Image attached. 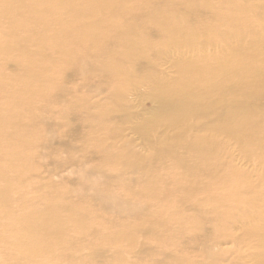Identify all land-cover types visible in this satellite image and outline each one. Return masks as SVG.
<instances>
[{"label": "rangeland", "instance_id": "obj_1", "mask_svg": "<svg viewBox=\"0 0 264 264\" xmlns=\"http://www.w3.org/2000/svg\"><path fill=\"white\" fill-rule=\"evenodd\" d=\"M57 1L25 0L16 8L14 0H0V75L10 83L20 84L33 66L34 47L38 44V52L41 54L40 49L47 48L52 60L40 62L50 72L47 78L38 79L33 90L48 94L50 90L45 88L55 77L59 81L66 78L67 82L64 98L53 102L64 110L62 115H55L56 110L48 99L50 112L42 120L26 119L27 127L37 134L24 151L30 159L25 180L28 190L20 196L14 193L8 204L0 203V215L4 216V208H10L12 222L19 220L16 211L29 207L36 214L38 224L51 234L45 240L44 233H39L43 236L41 244L48 248L34 261L43 264L255 263L253 256L262 251L243 226L252 210H258L264 217V198L255 201L257 180L263 182L260 194L264 195V151L249 147L248 138L242 143L228 134H217L215 128L227 127L231 118L210 122L208 116L213 110L205 108V100L207 85L210 87L215 79L224 85L227 72H230L227 82L236 79L237 89L249 91L251 85L254 96L248 103L249 109L263 129L260 137L263 136L264 147V77L260 72L264 67L259 57L252 51L243 52L245 58L252 55V61L257 62L253 66L258 70L253 72L246 61L242 82L234 75L233 57L227 61L232 62L228 71L219 70L225 62L218 49L225 43L230 26L229 22L224 25L219 21L220 12L213 7V0H123L121 4L120 0L105 3L95 0L92 5L89 0H62L65 7L73 10L67 13L58 11ZM242 1L245 0L238 3ZM34 5L37 9L32 8ZM81 6L89 10L84 24L91 23L94 27H100L97 21L106 20L110 29L113 28V18L109 15L112 8L116 7V19L126 16V12L132 13L125 22L133 28L140 27L138 38L145 57L142 67L152 70L149 68L152 63L169 89L155 90L145 78L128 74H119L118 83L101 77L98 69L87 66L95 51L85 44L80 57L58 64L61 52L74 46L75 40L81 45L71 28L72 20L81 19L77 13ZM27 15L31 19H26ZM154 20L165 22L173 34L156 28ZM7 22L10 26L5 25ZM7 31L29 39L15 44L5 35ZM242 34L248 35L246 29ZM56 35L60 41H56ZM111 35L114 41L121 42L116 31ZM101 43L104 45L103 40ZM147 45L152 49L147 50ZM188 46L193 50L203 47L210 57L202 73V83H195L192 74L189 84L183 86L187 82L183 53ZM155 51L163 55L153 57ZM110 55L117 57L123 53L110 51ZM92 61L98 63L95 58ZM176 89L181 92L174 98L172 92ZM71 113L76 116L67 119ZM182 137L185 138L177 146L183 151L191 148L190 144L207 142L210 146L207 152L199 148L192 150L199 168L188 174L186 169L190 165L177 167L170 161L163 164L159 160L160 153L175 147L174 140ZM154 180L156 183H152ZM65 184V194L55 192ZM0 190L6 191L2 183ZM48 192L60 197L57 202L60 208L52 215L56 222L68 216L67 208L84 206L92 221L81 227H87L86 238L71 230L55 231L46 210ZM34 234L25 233L23 242ZM68 234L74 245L61 247L60 239Z\"/></svg>", "mask_w": 264, "mask_h": 264}, {"label": "bare ground", "instance_id": "obj_2", "mask_svg": "<svg viewBox=\"0 0 264 264\" xmlns=\"http://www.w3.org/2000/svg\"><path fill=\"white\" fill-rule=\"evenodd\" d=\"M14 7L20 8L25 2H17L14 0ZM19 1V0H18ZM95 0H89L90 5L94 4ZM102 3L106 0H100ZM123 0H120L119 4ZM205 2L206 0H201ZM109 5L108 3H106ZM58 11L67 13L73 11L71 8L65 7L62 0L57 1ZM110 6V5H109ZM213 7L219 12V21L227 25L229 22L230 32L226 35V41L219 48L218 51L222 55L223 65L219 66V70L225 69L228 71L232 67V62H227L229 58H234V75L239 78V82H242L244 78V72L246 70V61L248 66L251 64L252 71H257V66L253 64L257 62L252 61V55L243 54L244 51H252L259 57V62L264 67V0H245L238 3V0H213ZM254 7V8H252ZM33 9H37L34 5ZM85 11V13H84ZM116 7L109 11V15L113 18V28L110 29V25L106 20L100 23V27H94L93 24H84L88 21L89 10L81 6V9L77 11L81 19L72 20L71 28L76 39L74 46L66 51H62L58 64H62L67 59H73L74 57H80L86 49L84 47L89 45L95 52H92L90 60L87 62L88 68L93 67L98 69L101 77L110 78L114 82L118 83L119 74H128L129 77H142L151 84L155 90L166 92L169 88L165 79L154 70L152 63H150V69L145 70L142 67V61L145 59L144 51L140 49V42L138 38V28H133V25L125 22L129 19L132 13L126 12V16L116 19ZM124 14V13H123ZM122 14V15H123ZM87 15V16H86ZM107 15V13H106ZM115 18V19H114ZM26 19H31L30 15L26 16ZM60 22L62 20L59 18ZM53 25L55 22H52ZM154 26L166 34H173V29L169 27L165 22L152 21ZM10 26V22L5 23ZM28 27V22L24 28ZM97 28V30H96ZM122 29H126V33ZM246 29L247 36H244L243 30ZM108 31V32H106ZM117 32L121 37V42L114 41L111 33ZM61 32V31H60ZM58 34V33H57ZM5 35L8 36L15 44H20V41H27L29 38L18 35L14 31H7ZM246 35V34H245ZM56 41H60L58 35L55 36ZM103 40L104 45H102ZM232 45L233 47H230ZM38 44H35L33 52V66L28 69L24 77L21 78L20 84L10 83V81L3 75H0V184L5 186V193L0 190V203H9L14 193H24L28 190L26 185V178L29 173L30 159L24 154V151L36 140L37 134L27 127L26 119L32 122L42 120V116H46V113L50 112L47 103L50 99V105L55 111V115H62L64 110L53 105V102H59V98H64V93L67 88L66 78L59 81L58 78L53 79V83L48 84L45 90L50 92L41 93L33 90L36 87L38 79L47 78L49 76L50 69L41 65V61H51L52 55L47 48L40 49L41 54L38 52ZM189 47V49H188ZM187 47V52L183 53L186 64L184 65L185 75L187 76V82L183 83V86L189 84L190 75H194L195 83H202V73L206 67L210 53L206 52L203 47H199L193 50L191 46ZM191 48V49H190ZM147 50H151L152 47L147 45ZM121 50L123 56L112 57L110 51ZM231 54H227V52ZM71 53V54H68ZM163 55V52H154V55ZM95 58L98 63H94L92 59ZM253 66V67H252ZM239 70V71H238ZM6 70H3L4 72ZM238 71V72H237ZM237 72V74H236ZM261 76L264 77V70H260ZM230 72H227V77ZM23 76V75H21ZM19 76V78L21 77ZM67 78L69 77L66 76ZM212 77V76H211ZM224 81V85L218 84L217 79L212 80L206 87V109L211 108L213 111L208 116L209 121L222 122L226 118H231L227 127L220 125L215 128L217 134H225L228 137H232L236 142L243 143V139L248 138V146L256 151H264L262 146L263 136L261 124L256 123L254 113L249 109V101L254 96V90L251 85H248L249 91H243L241 88L234 87L237 85L236 79L232 82ZM15 81V77H14ZM262 81V79L260 80ZM234 84V85H233ZM253 85V84H252ZM238 86V85H237ZM14 89L11 97V91ZM181 91L176 89L172 92L174 98L179 96ZM226 97L229 99L226 100ZM30 98V99H29ZM243 98V99H240ZM64 100V99H63ZM45 103L38 105L37 103ZM239 116L237 118V116ZM72 116H76L75 113H71L67 119ZM121 126V124H119ZM12 127V131L9 128ZM185 137L175 139L176 146L172 148H166L160 153L159 160L163 164H167L169 161L174 163L177 167L181 164L189 166L186 169L187 174L199 168L197 158L191 155L195 153V148L207 152L210 147L207 142L191 145V148H184V151L177 146V143L183 140ZM255 139V142L251 140ZM197 150V151H198ZM188 155V156H186ZM193 162V163H191ZM206 159L204 161V164ZM196 173V172H195ZM187 177V176H185ZM152 183H156L154 180ZM257 184V193L255 201H262L264 195L260 192L263 188V182ZM66 184L62 185L55 192L59 194H65ZM48 207V221L51 226L54 227L56 232L69 231L76 233L80 238L87 237V227L81 229L85 224L91 223L88 213L83 205L78 204L74 207L66 209L68 216L63 220H53L52 215L55 216L57 208V202L60 201V197L52 192H48L45 198ZM260 203V202H259ZM255 204V203H254ZM264 205V203H263ZM255 205H253L254 207ZM10 208H4L0 215V264H43L41 262H35L42 253H45L48 247L41 244L43 236L39 233H44L50 236L42 227V224H38L36 220V214L30 210L29 207H21L15 212V215L19 218L17 222L10 220ZM2 216V217H1ZM248 222L243 226L246 228V233L250 237H255L258 248L262 252H257L256 256L252 258L253 264H264V217L257 210L251 211L247 216ZM32 223H37L33 225ZM72 225V226H70ZM21 231V235L17 232ZM261 231V233H259ZM25 233H36L34 235H28L27 242H23L22 238ZM65 244L73 246L71 235L60 239V246L65 247ZM248 261V259H247Z\"/></svg>", "mask_w": 264, "mask_h": 264}]
</instances>
